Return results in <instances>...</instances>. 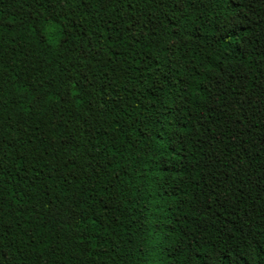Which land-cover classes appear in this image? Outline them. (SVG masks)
I'll return each instance as SVG.
<instances>
[{
  "label": "trees",
  "instance_id": "trees-1",
  "mask_svg": "<svg viewBox=\"0 0 264 264\" xmlns=\"http://www.w3.org/2000/svg\"><path fill=\"white\" fill-rule=\"evenodd\" d=\"M0 264H264V0H0Z\"/></svg>",
  "mask_w": 264,
  "mask_h": 264
}]
</instances>
